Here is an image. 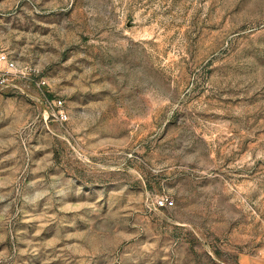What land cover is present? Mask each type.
I'll return each mask as SVG.
<instances>
[{
	"label": "rangeland",
	"instance_id": "1",
	"mask_svg": "<svg viewBox=\"0 0 264 264\" xmlns=\"http://www.w3.org/2000/svg\"><path fill=\"white\" fill-rule=\"evenodd\" d=\"M1 53L0 264H264V0H0Z\"/></svg>",
	"mask_w": 264,
	"mask_h": 264
},
{
	"label": "built area",
	"instance_id": "2",
	"mask_svg": "<svg viewBox=\"0 0 264 264\" xmlns=\"http://www.w3.org/2000/svg\"><path fill=\"white\" fill-rule=\"evenodd\" d=\"M0 61L2 62H7L9 66L14 67V61L10 60L6 54L1 53L0 54ZM65 116H63L64 118ZM159 205L161 206H168V205H173V200L169 199V198H165V199H159Z\"/></svg>",
	"mask_w": 264,
	"mask_h": 264
}]
</instances>
